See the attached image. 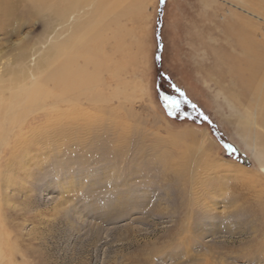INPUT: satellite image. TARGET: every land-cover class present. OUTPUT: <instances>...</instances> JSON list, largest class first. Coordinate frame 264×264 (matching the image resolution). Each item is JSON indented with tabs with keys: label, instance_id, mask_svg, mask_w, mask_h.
Segmentation results:
<instances>
[{
	"label": "rangeland",
	"instance_id": "374dc122",
	"mask_svg": "<svg viewBox=\"0 0 264 264\" xmlns=\"http://www.w3.org/2000/svg\"><path fill=\"white\" fill-rule=\"evenodd\" d=\"M10 1H14L13 19L0 17L4 28L0 30V264H264V212L260 210L264 166L253 156L263 150L259 137L264 128L255 123L258 107L246 96L237 100L228 84L219 83L215 74L208 75L204 69V64L214 61L202 42L214 47L228 44L221 26L232 17L230 11H241L234 5L242 0H141L136 17L124 16L120 25L110 21L106 25L110 11L104 7L95 19L86 17L93 24L82 23L81 30L76 29L78 20H64L66 1ZM82 6L87 13L95 10L94 4ZM241 12L264 33V14L257 18ZM47 21L52 22L47 25ZM93 25L96 29L102 25L97 41L88 37ZM116 39L123 44L120 48ZM85 41L90 44L87 54ZM23 50L33 59L21 58ZM90 54L99 65H87L88 76L82 72L85 78L80 80L82 74L75 75L68 85L87 84V97L99 103H122L137 113L144 130L166 136V128L193 127L204 137L197 152L201 166L194 172L190 190L203 210L227 219L226 225L214 229L219 238L200 237L187 221L177 225V217L168 214L173 207L166 196L157 201L158 213L148 205L128 207L120 216L112 210L106 216L86 208L87 200H81L83 182L71 180L46 191V183L28 173L30 167L33 173L43 171L54 150L71 147L66 145L71 124L45 121L42 113L57 98L72 95L66 92V84L58 86L52 79L57 66L76 68ZM35 61L39 62L33 70L36 75L29 77L27 65L34 67ZM18 98L28 99L22 108L6 105ZM29 123L40 125L34 135ZM22 129L28 140L20 149L34 157L28 168L13 171L15 179L10 183L3 174L12 158L9 148L16 145ZM74 136L86 138L83 132ZM126 165L118 162L115 167L124 173ZM243 229L248 232L237 233ZM229 231L236 234L228 245L224 241Z\"/></svg>",
	"mask_w": 264,
	"mask_h": 264
},
{
	"label": "bare ground",
	"instance_id": "6f19581e",
	"mask_svg": "<svg viewBox=\"0 0 264 264\" xmlns=\"http://www.w3.org/2000/svg\"><path fill=\"white\" fill-rule=\"evenodd\" d=\"M18 1L21 3V0ZM63 1L69 4L66 8V16L63 15V18L65 17L64 20L67 22L73 19L78 20L79 27L76 29L80 30L82 23L93 24L92 20L87 21L88 18L100 15L99 12L104 7L110 11L106 13L108 14V18H106L107 22H105L106 25L110 21L109 24H115V26L120 25L121 18L124 16L136 17L138 9L141 11L142 8L141 0ZM87 3L94 4L95 10L89 13L82 10L84 9L82 5ZM234 6L240 8L241 11H245L246 14L256 15L257 18H260L264 14V0H242ZM13 8L14 1L0 0V17L5 20H12ZM56 8L60 9L58 6ZM241 11H230L232 17L226 18L221 26L229 40L227 45L214 47L204 41L202 42L209 49L210 54L213 55L214 61L211 64H204V69L208 75L215 74L214 76L217 77L219 83L228 84V91L237 100H239L240 95L252 99L255 102L254 105L258 107L255 123L264 128V37L262 36L264 33L261 34L259 32L256 21L248 15H244ZM86 17L88 18L86 19ZM51 22L47 21L46 24L48 25ZM101 26H97L98 29L94 25L91 26L94 28L89 33L90 36L88 34V37L97 41V37L101 34ZM3 29V27L0 28V30ZM88 37L87 39L89 40ZM87 42L85 41L83 45L85 47L84 53L86 54L88 51H86V47L90 48V44ZM122 45V42L116 39V47L120 48ZM97 51L95 52L97 53ZM31 56L32 54L27 55L26 50L20 52L21 58L26 59ZM37 61L32 63L34 67L30 64L27 65L30 71L29 77L36 75L33 73V70L39 63L36 65ZM74 64H76L75 61ZM89 64L97 66L96 56L92 58L91 54L85 55L83 64L79 65L77 63L75 65L76 68L72 66L73 64L71 65L74 69L68 64L57 66L52 79L56 81L58 86L66 84V92H70L72 95L68 94L64 98H57L56 102L43 110L42 116L45 121L62 123L67 120V123L71 124L72 131L67 134L70 139L66 141V145L71 147H67L65 150L61 149V151L54 150L50 153V162L43 171L33 173L30 167L27 170L28 173L31 172L30 174L36 180L46 183V191L63 187L64 184L71 182V180L83 182L84 189L81 200H87V205L89 204V206L86 208L89 210L94 209L96 212L104 213L106 216L112 210L120 216L128 207L144 208L148 205L150 206V210L158 213L161 210L157 208V201L166 196V200H169L173 207V209L169 210L168 214L172 217H177L175 219L177 225L180 224L182 226L187 221L189 228H192L190 223L195 225V231H198L200 237L209 239L210 237L211 239L219 238L214 229L218 225H226L227 219L220 220L208 210H203L200 207L198 199L196 197L193 198V192L190 190L192 185L191 180L194 179V172H197L196 169L201 166V159L197 157V152H199L198 148L201 145L200 141L202 142L204 137L200 138L199 130L193 127L180 130L166 128L167 135L163 136L155 130H144V123L137 117V113L132 109L127 110L128 108L122 105V103L114 104V102L107 100L103 104L99 103L96 100L97 98L91 100L87 97L89 91L87 84L80 82L79 85L77 82L67 84L75 75H81L82 72L87 75L88 70L86 66H89ZM81 78H85L83 74L79 77L80 80ZM25 94L26 92L23 93V95ZM27 100L18 98L11 100L6 105L14 110L25 106ZM123 112H126L125 115H122ZM31 124L29 123L28 126L29 132L31 135H34L40 125L34 126ZM23 127L24 125L21 128ZM75 128L80 130H76ZM21 131L23 129L17 134L18 140L16 145L9 148L11 149L10 156L12 158L10 157V160L7 162V170L3 174L4 179L10 183H13L15 179L13 171L24 166L28 168L29 163L32 161L31 159L34 157H30L31 152L27 151L24 147V149H20L22 147L21 143L25 145V141L28 140V137ZM75 132H83L86 138L76 140L77 137L74 136ZM205 136L213 144L210 134L206 132ZM63 138H65L64 135ZM259 139L263 150L255 155L253 154V156L259 163V166H264V135L261 134ZM45 141L47 142V140ZM31 146L33 147V144ZM15 157L19 161L15 160ZM20 161L22 162L20 163ZM118 162L127 163L128 170L123 173L119 168L116 169L115 166H118ZM137 180L139 181L136 182ZM133 181L136 182L135 185H132ZM260 210L264 212V207L260 206ZM240 212L238 214H241ZM242 231L248 232L246 229H243L237 233L243 235ZM250 232H253L251 228ZM235 234L229 231L224 242L229 245L233 241L232 237Z\"/></svg>",
	"mask_w": 264,
	"mask_h": 264
},
{
	"label": "snow or ice",
	"instance_id": "6c2138e0",
	"mask_svg": "<svg viewBox=\"0 0 264 264\" xmlns=\"http://www.w3.org/2000/svg\"><path fill=\"white\" fill-rule=\"evenodd\" d=\"M161 3H166V0H161ZM229 147L232 148L233 152L237 151L233 146L229 145ZM181 239H183V237H181Z\"/></svg>",
	"mask_w": 264,
	"mask_h": 264
}]
</instances>
